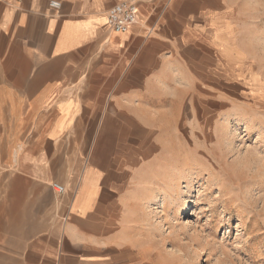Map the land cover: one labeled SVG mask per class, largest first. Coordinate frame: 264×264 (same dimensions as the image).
I'll list each match as a JSON object with an SVG mask.
<instances>
[{"label":"crops","instance_id":"1","mask_svg":"<svg viewBox=\"0 0 264 264\" xmlns=\"http://www.w3.org/2000/svg\"><path fill=\"white\" fill-rule=\"evenodd\" d=\"M51 1L0 0V264H166L138 200L200 79L242 58L231 1Z\"/></svg>","mask_w":264,"mask_h":264},{"label":"rangeland","instance_id":"2","mask_svg":"<svg viewBox=\"0 0 264 264\" xmlns=\"http://www.w3.org/2000/svg\"><path fill=\"white\" fill-rule=\"evenodd\" d=\"M230 1L242 58L229 75L200 79L151 197L138 200L152 255L166 264H264V0Z\"/></svg>","mask_w":264,"mask_h":264},{"label":"built area","instance_id":"3","mask_svg":"<svg viewBox=\"0 0 264 264\" xmlns=\"http://www.w3.org/2000/svg\"><path fill=\"white\" fill-rule=\"evenodd\" d=\"M50 5L56 9L60 8L58 0L51 1ZM106 20L110 30L114 32H127L138 21L137 6L132 1L118 2L109 9ZM53 186L56 192H64L62 185L55 183Z\"/></svg>","mask_w":264,"mask_h":264}]
</instances>
